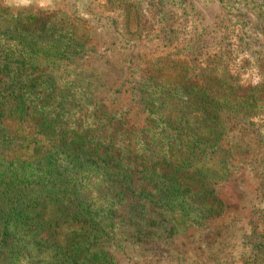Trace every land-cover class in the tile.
Wrapping results in <instances>:
<instances>
[{
  "label": "trees",
  "instance_id": "obj_1",
  "mask_svg": "<svg viewBox=\"0 0 264 264\" xmlns=\"http://www.w3.org/2000/svg\"><path fill=\"white\" fill-rule=\"evenodd\" d=\"M245 1L247 12H258L256 20L250 22L244 9L232 14L240 18L236 29L253 56L262 51L252 49L251 36L264 39V0ZM36 22L32 14L21 18L0 4V264H116L109 250L120 252L122 242L138 240L115 230L131 193V172L138 170L142 185L152 177L161 182L163 171L167 183L158 197L165 204L184 197L169 189L187 185L191 174L214 194L216 181L206 166L218 160L225 171L233 167L239 137L264 128L263 75L251 71L261 63L245 60L250 71L224 74L218 68L235 61L232 48L209 55L198 71L192 68L203 58L168 55L142 74L133 71L134 103L106 111L105 103L73 102V94L59 89L64 73L54 69L80 74L66 67L68 52L82 51L81 42L68 41L62 28L52 26L42 31L49 41H40L32 30ZM210 38L201 36V48ZM60 50L67 51L69 58L59 56L67 61L53 58ZM249 75L255 83H247ZM92 89L81 91L90 97ZM30 143L37 145L25 153ZM26 156H38L35 174L25 170ZM134 192L139 207L145 195H156ZM258 255L252 264H264V254Z\"/></svg>",
  "mask_w": 264,
  "mask_h": 264
},
{
  "label": "rangeland",
  "instance_id": "obj_2",
  "mask_svg": "<svg viewBox=\"0 0 264 264\" xmlns=\"http://www.w3.org/2000/svg\"><path fill=\"white\" fill-rule=\"evenodd\" d=\"M0 4L21 18L32 14L37 19L32 30L40 41H49L42 31L52 26L62 28L68 41L81 42L82 51L68 52L72 61L66 67L80 74L67 76L66 72L54 69L56 73H64L60 76L59 89L73 94L74 100L78 99L73 102L105 103L106 111L128 106L127 102L134 103L132 93L135 92L130 90V83L136 78L132 75L134 72L142 74L152 61L168 55L174 59L181 52L180 57L187 60L203 58L192 68L198 71L208 63L209 55L222 54L224 48L234 49L235 61L219 65L221 73L226 74L229 69L250 71L245 60L251 63L256 60L261 65L251 71L255 69L263 75L258 79L264 87V39L259 35L251 36L256 40L252 49L262 51L253 56L248 52V56L242 35L236 29L241 26L240 18L232 14L239 9L247 12L242 0H54V7L47 10L35 3L22 9L9 8L3 0ZM257 13L251 9L246 16L254 22ZM201 36L212 38L203 48L199 44ZM66 42L60 45L64 49L68 47ZM215 42L221 44L215 46ZM55 53L53 58L61 61L69 58L67 51ZM245 79L247 83H255L250 75ZM87 86L93 88L88 91L90 97L81 91ZM259 120L264 125V113ZM239 139L233 167L228 166L225 171L218 160L206 166V172L216 181L211 186L214 194H210L207 184L191 174L187 185L169 189L173 193L181 192L184 197L178 196L179 200L172 205L165 204L159 198L160 190L166 188L167 183L163 171L160 170L159 175L161 182H152V177L142 185L138 170L131 172L128 182L131 193L119 208L121 224L115 230L129 237L136 236L138 242L135 245L122 242L120 252L109 250L116 264H252L255 255L264 254L261 248L264 240V128L260 135L245 130ZM36 145L30 143L23 150L30 153ZM43 150L45 148L39 151ZM25 158L28 166L25 170L35 174L38 156ZM135 190L143 195L151 192L156 195H145L146 200L140 205L144 207L140 208L134 198ZM175 198L176 195L171 197Z\"/></svg>",
  "mask_w": 264,
  "mask_h": 264
},
{
  "label": "clouds",
  "instance_id": "obj_3",
  "mask_svg": "<svg viewBox=\"0 0 264 264\" xmlns=\"http://www.w3.org/2000/svg\"><path fill=\"white\" fill-rule=\"evenodd\" d=\"M3 3L9 8L16 9L28 8L34 3L44 10L54 7V0H3Z\"/></svg>",
  "mask_w": 264,
  "mask_h": 264
}]
</instances>
